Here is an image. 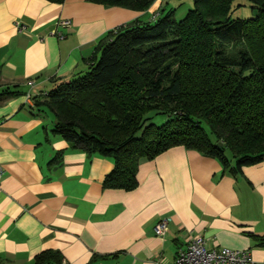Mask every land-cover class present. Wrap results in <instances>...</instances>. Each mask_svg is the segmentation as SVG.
<instances>
[{
	"label": "crops",
	"instance_id": "1",
	"mask_svg": "<svg viewBox=\"0 0 264 264\" xmlns=\"http://www.w3.org/2000/svg\"><path fill=\"white\" fill-rule=\"evenodd\" d=\"M192 4L154 0L136 11L87 0H0V88L46 93L87 69L108 30L170 9L185 14ZM48 111L25 94L0 100V259L32 264L54 249L63 264H88L94 255L91 264H171L198 234L210 248L247 250L264 262V245L249 234L264 236V158L242 175H221L217 159L177 146L139 160L135 189L103 188L113 161L52 134ZM57 151L61 163L50 165ZM162 217L168 230L159 236Z\"/></svg>",
	"mask_w": 264,
	"mask_h": 264
},
{
	"label": "trees",
	"instance_id": "2",
	"mask_svg": "<svg viewBox=\"0 0 264 264\" xmlns=\"http://www.w3.org/2000/svg\"><path fill=\"white\" fill-rule=\"evenodd\" d=\"M87 1L136 11L154 2ZM233 1L193 0L180 19L170 9L154 21L116 26L99 39L83 73L32 96L38 110L54 115L52 134L89 157L113 161L103 188L135 189L139 160L177 146L217 159L221 175H242L244 166L263 160L264 0H249L253 17L234 19ZM22 94L18 85L0 88V100ZM151 111L165 121L146 123ZM61 160L57 151L49 164ZM249 234L264 245V236ZM63 259L59 250L47 249L32 264Z\"/></svg>",
	"mask_w": 264,
	"mask_h": 264
},
{
	"label": "built area",
	"instance_id": "3",
	"mask_svg": "<svg viewBox=\"0 0 264 264\" xmlns=\"http://www.w3.org/2000/svg\"><path fill=\"white\" fill-rule=\"evenodd\" d=\"M63 26H68V21L60 22ZM23 27L20 28V30ZM57 37L63 38L60 32L54 33ZM34 81H28L32 86ZM27 99H32V94L27 92ZM3 170L0 165V178ZM169 218L162 217L154 226L156 235L162 236L168 230ZM171 264H264V262L255 261L247 250L232 249L227 247H208L204 236L194 234L190 237L184 248L177 251Z\"/></svg>",
	"mask_w": 264,
	"mask_h": 264
},
{
	"label": "rangeland",
	"instance_id": "4",
	"mask_svg": "<svg viewBox=\"0 0 264 264\" xmlns=\"http://www.w3.org/2000/svg\"><path fill=\"white\" fill-rule=\"evenodd\" d=\"M183 13H185V12H183ZM255 13H256V9L252 8V3L249 0H234L232 2L230 17L233 19L234 18H250V17H253L255 15ZM183 15L184 14H182V13L181 14L178 13L175 15V17L177 19H180L183 17ZM227 51L230 53H233V54L236 52V50L233 48H227ZM146 117H149V119L146 121V123L152 122V123H155L157 125L163 123L166 119V116L164 114L155 113L154 111L148 112L146 114ZM205 129L208 130L206 127H205ZM226 154L228 157L231 156V153L228 150H226Z\"/></svg>",
	"mask_w": 264,
	"mask_h": 264
}]
</instances>
